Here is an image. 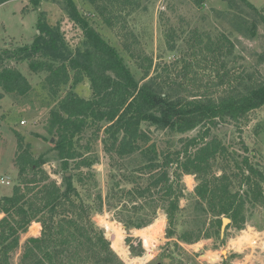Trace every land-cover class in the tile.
Here are the masks:
<instances>
[{"label": "trees", "instance_id": "1", "mask_svg": "<svg viewBox=\"0 0 264 264\" xmlns=\"http://www.w3.org/2000/svg\"><path fill=\"white\" fill-rule=\"evenodd\" d=\"M8 1L0 0V5ZM67 1L70 20L83 31L84 48L71 49L58 25L39 19L38 32L31 43L0 51V86L5 93L24 94L31 87L27 77L10 65L13 60L29 61L35 72L47 71L46 82L53 96L68 82L70 70L75 72V84L88 78L92 90L91 96L85 98L71 89L50 110L47 119L48 131L56 137L54 150L65 170L62 184L50 180L38 186L49 179L43 168L48 158L35 157L31 144L15 130L19 183L14 186L13 195L0 199V213H4L0 219V264H9V254L19 247L21 234L33 224L40 226L38 222L43 226L41 234L26 239L23 264H85L93 255L85 257L81 252L84 247L96 253L93 260L96 264H124L103 232L95 231L90 207L81 199L75 182L83 184L94 177L83 169L95 162L88 153L92 141L101 132L105 135L104 151L110 158L111 168L120 169V165L123 168L126 161L134 160L137 154L145 156L151 136L144 124L182 135V145L161 157V154L149 159L142 157L134 171L124 174L133 188H120L121 181L112 185L107 196L109 206L115 199L120 202L125 196L132 199V207L123 205L120 210L130 215L119 220L129 229L145 228L155 221L157 208L163 204L168 229H172L184 195L182 178L193 174L198 180L195 195L200 203L206 204L214 222L221 226L220 217L224 215L243 229L248 222L247 207L264 208V171L251 161L246 146H243L245 155L231 150L212 134V128L227 120L240 124L264 106V79L248 75L246 82L245 76L231 75L225 56L232 54L233 43L222 34L208 36L203 47L209 53L207 59L211 60L216 85L225 86L222 94L215 96L209 90L215 84L190 98L173 92L185 89V80L180 78L176 83L158 74L151 75L152 58H148V64L137 59L143 71L139 81L118 50L91 25L90 12H82L74 0ZM88 1L105 24L115 27L119 11L137 9L143 0ZM192 1L203 7L207 0ZM242 1L259 12L250 1ZM252 28H257L255 22ZM3 97L4 92L0 93V98ZM198 127L201 130L196 136H183ZM88 130H92V136L83 144ZM215 165H221L220 173L213 171ZM139 178H145L146 184H139ZM35 191L42 195L41 202L26 198ZM136 197L144 199L141 204L133 200ZM97 198L102 211V194ZM183 239L194 243L202 239V234H184Z\"/></svg>", "mask_w": 264, "mask_h": 264}, {"label": "rangeland", "instance_id": "2", "mask_svg": "<svg viewBox=\"0 0 264 264\" xmlns=\"http://www.w3.org/2000/svg\"><path fill=\"white\" fill-rule=\"evenodd\" d=\"M248 1L259 12L242 0H207L203 7L192 0H143L137 9L119 11L116 26L110 27L94 13L88 0H74L82 12H90L91 25L118 50L139 81L142 80L143 71L137 59L148 64V58H152L151 75L158 74L162 78L176 80V83L180 78L185 80V89H175L173 92H180L189 98L213 84L215 87L209 90L215 96L224 92L225 86L216 85L211 60L207 59L209 53L203 49L208 36L224 34L233 43L232 54L225 56L231 75L245 76L246 82L248 75L264 79V0ZM68 7L67 0H10L0 5V51L31 43L38 32L39 19L58 25L71 49L77 46L84 48L83 31L70 20ZM253 22L256 23V29H251ZM222 61L223 58L219 63L222 64ZM10 65L27 77L31 87L27 93L21 94L5 93L0 86V93L4 92L5 96L0 98V179L4 180L0 181V199L13 195L14 186L19 183L18 168L15 166L18 147L15 130L24 137L26 143L31 144L35 157L48 158L43 168L49 179L46 178L38 186L50 180L62 184L65 170L54 150L56 137L49 133L47 119L50 110L71 89L85 98L92 94L88 78L75 84L73 70L69 71L68 82L53 96L46 82L47 71H33L29 61L13 60ZM143 127L151 136L145 156L137 154L134 160H127L123 168L121 165L120 169L111 168L110 158L104 151L105 135L101 132L92 141L88 153L95 162L83 169L94 177L83 184L75 182L81 199L90 207L95 231L103 232L119 259L124 264H264V208L260 205L247 207L248 222L243 229L236 222H230L222 229V224L218 226L214 222L206 204L200 203L195 195L198 180L193 174L182 178L184 195L172 229H168L163 204L157 208L155 221L140 230L129 229L119 220L130 215L129 212L120 213V210L123 205L132 207V199L131 196L123 197L121 202L115 199L110 201L109 206L107 196L112 185L121 181L120 188H133V183H128L124 174L134 171L142 157L149 159L156 154H161V157L168 151L180 149L182 145L180 134L160 130L149 124ZM200 130L198 127L183 136H196ZM212 134L242 155L246 154L243 149L246 146L251 161L264 171V106L253 111L249 119L240 124L230 120L220 123L212 128ZM91 136L92 130H88L82 143L85 144ZM213 171L220 173L221 165H215ZM138 181L141 185L146 184L145 178H139ZM99 194L104 200L102 211L98 207ZM41 197L35 191L27 194L26 198L41 202ZM133 200L141 204L144 199L136 197ZM224 217L222 215L220 218ZM38 223L42 229V224ZM31 227L26 234H21L19 247L9 254V264H23L21 259L25 241L34 234ZM199 232L202 239L197 242L188 243L183 239L184 234L193 236ZM81 252L85 257L93 255L91 261L85 264H96L93 261L96 253H91L87 247Z\"/></svg>", "mask_w": 264, "mask_h": 264}, {"label": "crops", "instance_id": "3", "mask_svg": "<svg viewBox=\"0 0 264 264\" xmlns=\"http://www.w3.org/2000/svg\"><path fill=\"white\" fill-rule=\"evenodd\" d=\"M5 97V96H4ZM3 97V98H4ZM3 214V213H2ZM2 214L0 213V217H2ZM33 227H31V232H33L34 234L32 235V236H30V237H38V236H40V234H41V231H42V229H40L41 228V225H40V227L38 226V225H35V224H33L32 225ZM140 230V229H139ZM24 234V233H23ZM26 234V233H25Z\"/></svg>", "mask_w": 264, "mask_h": 264}, {"label": "water", "instance_id": "4", "mask_svg": "<svg viewBox=\"0 0 264 264\" xmlns=\"http://www.w3.org/2000/svg\"><path fill=\"white\" fill-rule=\"evenodd\" d=\"M222 220H223V221H222V229H224L225 226H226L228 223L231 222V219H229V218H227V217H224Z\"/></svg>", "mask_w": 264, "mask_h": 264}, {"label": "built area", "instance_id": "5", "mask_svg": "<svg viewBox=\"0 0 264 264\" xmlns=\"http://www.w3.org/2000/svg\"><path fill=\"white\" fill-rule=\"evenodd\" d=\"M0 181H1V182H4V180H3V179H0Z\"/></svg>", "mask_w": 264, "mask_h": 264}, {"label": "bare ground", "instance_id": "6", "mask_svg": "<svg viewBox=\"0 0 264 264\" xmlns=\"http://www.w3.org/2000/svg\"><path fill=\"white\" fill-rule=\"evenodd\" d=\"M205 256H206V255H205ZM214 258H215V257H214ZM214 258H213V259H214ZM212 261H213V260H212Z\"/></svg>", "mask_w": 264, "mask_h": 264}]
</instances>
